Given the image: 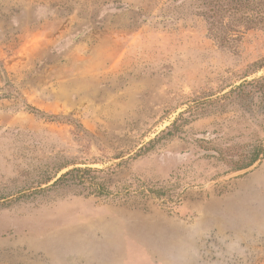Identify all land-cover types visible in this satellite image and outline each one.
Here are the masks:
<instances>
[{"label":"rangeland","instance_id":"obj_1","mask_svg":"<svg viewBox=\"0 0 264 264\" xmlns=\"http://www.w3.org/2000/svg\"><path fill=\"white\" fill-rule=\"evenodd\" d=\"M213 16L0 0V264H264V30Z\"/></svg>","mask_w":264,"mask_h":264},{"label":"trees","instance_id":"obj_2","mask_svg":"<svg viewBox=\"0 0 264 264\" xmlns=\"http://www.w3.org/2000/svg\"><path fill=\"white\" fill-rule=\"evenodd\" d=\"M208 3L212 7L214 18L223 12L228 15L231 21V24H227L222 29L226 37L225 43L227 44L233 42L236 35L240 32L238 28L233 25L235 22L249 25L250 27L245 28L246 30L256 27H262L264 30V0H208ZM213 31L218 33L219 27H215ZM263 67L264 66H260L258 70ZM261 155L262 153L254 155L247 167L253 166L260 159ZM68 167L69 165L59 168L54 174L41 180L39 186L35 190H28L26 193L20 192L16 200L30 199L36 195L45 194L62 187L91 184V178L89 176L97 172L88 168H73L59 176L61 171ZM101 187H103V185H99V189H101Z\"/></svg>","mask_w":264,"mask_h":264}]
</instances>
